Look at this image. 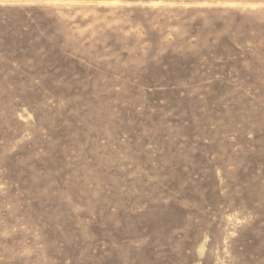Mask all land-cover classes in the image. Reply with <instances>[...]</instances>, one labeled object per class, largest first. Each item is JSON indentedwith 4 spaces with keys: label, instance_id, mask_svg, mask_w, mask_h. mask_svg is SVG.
I'll list each match as a JSON object with an SVG mask.
<instances>
[{
    "label": "rangeland",
    "instance_id": "1",
    "mask_svg": "<svg viewBox=\"0 0 264 264\" xmlns=\"http://www.w3.org/2000/svg\"><path fill=\"white\" fill-rule=\"evenodd\" d=\"M0 264H264V0H0Z\"/></svg>",
    "mask_w": 264,
    "mask_h": 264
}]
</instances>
